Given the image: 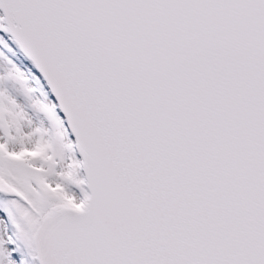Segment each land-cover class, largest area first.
Segmentation results:
<instances>
[{
	"label": "snow or ice",
	"instance_id": "snow-or-ice-1",
	"mask_svg": "<svg viewBox=\"0 0 264 264\" xmlns=\"http://www.w3.org/2000/svg\"><path fill=\"white\" fill-rule=\"evenodd\" d=\"M0 264H264V0H0Z\"/></svg>",
	"mask_w": 264,
	"mask_h": 264
}]
</instances>
